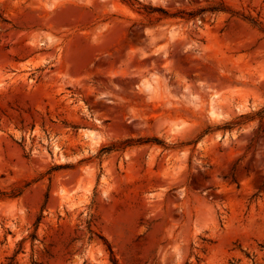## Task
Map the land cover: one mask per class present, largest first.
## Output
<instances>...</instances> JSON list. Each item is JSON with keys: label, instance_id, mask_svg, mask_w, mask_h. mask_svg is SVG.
Wrapping results in <instances>:
<instances>
[{"label": "rangeland", "instance_id": "obj_1", "mask_svg": "<svg viewBox=\"0 0 264 264\" xmlns=\"http://www.w3.org/2000/svg\"><path fill=\"white\" fill-rule=\"evenodd\" d=\"M0 264H264V0H0Z\"/></svg>", "mask_w": 264, "mask_h": 264}]
</instances>
